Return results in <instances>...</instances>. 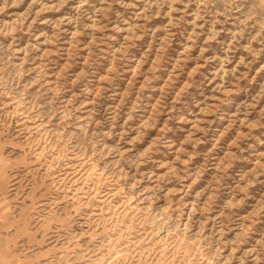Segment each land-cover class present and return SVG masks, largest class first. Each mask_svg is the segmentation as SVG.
I'll return each mask as SVG.
<instances>
[{
	"label": "rangeland",
	"instance_id": "1",
	"mask_svg": "<svg viewBox=\"0 0 264 264\" xmlns=\"http://www.w3.org/2000/svg\"><path fill=\"white\" fill-rule=\"evenodd\" d=\"M0 264H264V0H0Z\"/></svg>",
	"mask_w": 264,
	"mask_h": 264
}]
</instances>
